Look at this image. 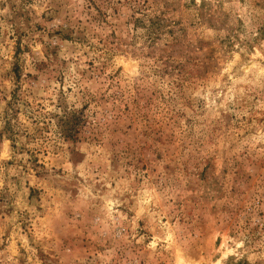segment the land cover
I'll list each match as a JSON object with an SVG mask.
<instances>
[{"label":"rangeland","instance_id":"obj_1","mask_svg":"<svg viewBox=\"0 0 264 264\" xmlns=\"http://www.w3.org/2000/svg\"><path fill=\"white\" fill-rule=\"evenodd\" d=\"M0 264H264V0H0Z\"/></svg>","mask_w":264,"mask_h":264}]
</instances>
